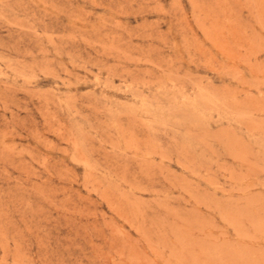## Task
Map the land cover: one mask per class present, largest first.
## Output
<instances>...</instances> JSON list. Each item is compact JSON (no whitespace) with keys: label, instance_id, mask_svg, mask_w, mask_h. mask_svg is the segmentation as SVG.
<instances>
[{"label":"rangeland","instance_id":"1","mask_svg":"<svg viewBox=\"0 0 264 264\" xmlns=\"http://www.w3.org/2000/svg\"><path fill=\"white\" fill-rule=\"evenodd\" d=\"M0 264H264V0H0Z\"/></svg>","mask_w":264,"mask_h":264}]
</instances>
